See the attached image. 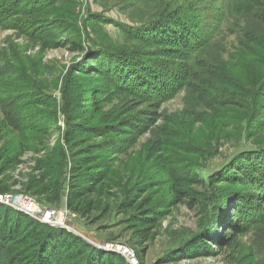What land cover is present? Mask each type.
<instances>
[{
  "label": "rangeland",
  "instance_id": "obj_1",
  "mask_svg": "<svg viewBox=\"0 0 264 264\" xmlns=\"http://www.w3.org/2000/svg\"><path fill=\"white\" fill-rule=\"evenodd\" d=\"M175 1L33 0V11L16 15L0 0V187L11 197L0 202L97 248L132 249L137 264H264V202L230 245L158 263L207 225L217 233L213 221L248 192L214 182L212 173L264 147V66L244 40L239 2L205 6L201 46L179 60L136 36ZM65 39L72 43L61 45ZM144 58L162 69L185 63L181 88L167 95L134 86ZM85 167L100 171L103 182L72 210L68 184ZM194 177L199 183L189 182ZM176 188L188 196L178 200ZM47 210L57 221H42ZM145 210L158 217L146 239L137 230Z\"/></svg>",
  "mask_w": 264,
  "mask_h": 264
},
{
  "label": "trees",
  "instance_id": "obj_2",
  "mask_svg": "<svg viewBox=\"0 0 264 264\" xmlns=\"http://www.w3.org/2000/svg\"><path fill=\"white\" fill-rule=\"evenodd\" d=\"M2 6L11 10V14H24L33 11V0H1ZM215 0H179L175 3H166L160 10V15L155 17L136 31L143 42L148 44H162L161 56H170L179 60H187L202 42L203 23L201 17L205 6ZM239 2L242 8L244 40L249 45L253 44L257 61L264 66V0H233ZM22 5L19 6V4ZM219 20V24L222 22ZM217 24L212 30L219 28ZM207 28V27H206ZM209 29V27L207 28ZM68 41H61V45ZM94 66L100 67L97 57L91 53ZM145 59V64L139 67V74L134 75L132 83L136 87H145L172 95L177 92L187 78L185 63H171L168 68L162 69L160 61ZM261 89L264 90V73L261 76ZM92 151L84 155L90 158ZM264 147L255 150H245L230 158L217 171L212 173L214 182H229L242 184L240 191L248 192V197L243 198L236 194L234 200L227 207V212L221 219L213 221L217 229L226 227V231L211 232L207 228L195 234L174 249H169L162 254L158 263L180 259H192L199 256H210L213 248L230 245L236 236L246 232L250 226V214L254 205L260 206L264 202ZM91 161H84L80 168ZM100 171L85 167L79 169L69 182L66 194V203L77 210L75 204L95 191L103 182ZM189 182L199 183L197 177ZM183 182H181L180 186ZM30 187H28L29 189ZM6 189L0 187V194ZM178 200L188 196L186 191L176 188ZM93 208L92 201H88L86 212ZM148 210V209H147ZM142 211L137 216V229L144 239L151 235L158 217L157 213ZM0 264H128L126 259L112 250H103L86 242L80 236L62 228H53L46 223L33 219L23 211H12L0 202Z\"/></svg>",
  "mask_w": 264,
  "mask_h": 264
},
{
  "label": "built area",
  "instance_id": "obj_3",
  "mask_svg": "<svg viewBox=\"0 0 264 264\" xmlns=\"http://www.w3.org/2000/svg\"><path fill=\"white\" fill-rule=\"evenodd\" d=\"M10 195L8 194H3L0 195V199L4 202V203H8L10 201ZM56 217L55 212L52 210H47L45 212V214H43V217L41 218L42 221H46V222H50V221H57L56 219H54ZM120 254L129 262H131L132 264H137L136 263V257H135V253L132 249H128V248H122L120 249Z\"/></svg>",
  "mask_w": 264,
  "mask_h": 264
}]
</instances>
